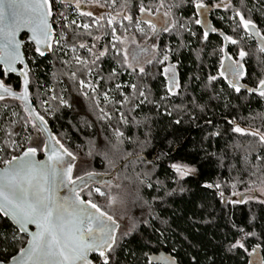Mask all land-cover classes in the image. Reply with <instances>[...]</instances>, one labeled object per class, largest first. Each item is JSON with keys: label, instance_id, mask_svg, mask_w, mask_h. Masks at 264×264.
<instances>
[{"label": "trees", "instance_id": "16d2710c", "mask_svg": "<svg viewBox=\"0 0 264 264\" xmlns=\"http://www.w3.org/2000/svg\"><path fill=\"white\" fill-rule=\"evenodd\" d=\"M219 1H119V10L126 11L132 21L138 16L151 21V14L163 10L168 13L171 30L160 31L157 25L153 32L147 24L146 31L135 36L141 43L154 33L158 36L143 74L128 73L123 51L116 57L121 65L111 55L103 58L106 80L102 87L114 89L115 101L107 115L110 119L101 118L104 114L94 97L84 96L80 76L61 79L57 75L78 66L66 59L65 52L54 46L50 55H39L36 64L30 63L32 102L54 136L74 153V170L81 164L80 174L109 175L105 181L118 182L127 189L129 226L118 223L117 243L107 254L109 264H160L154 257L162 251L175 264H254L259 252L264 264V200L246 196L264 186V144L258 137L234 133L235 125L230 123L264 134V98L245 88L237 93L220 76L224 56L239 58L243 50L248 53L242 60L243 85L255 88L258 80L264 79L263 44L255 35L259 31L264 36V0H227L226 6L217 7ZM197 2L208 6L209 28ZM141 5L145 12L140 11ZM84 8L81 18H89ZM237 13L255 29L245 30ZM164 54L167 61H163ZM173 72L178 84L175 95L168 92ZM212 76L217 79L211 81ZM0 79L14 91H22V80L14 75L5 77L1 66ZM52 88L57 97L54 103ZM45 99L55 106L51 116L45 112ZM11 110L17 112L16 120ZM26 126L37 131L41 145L28 143ZM117 129L123 137L117 136ZM14 140L25 146L23 150L35 147L42 151L45 143L20 99L6 96L0 99V166L12 157L16 146L10 142ZM177 162L194 167L195 173L177 182L171 169ZM96 186L105 189L103 183ZM109 191L103 197L105 205L91 197L106 212ZM233 193L238 194V200H225V195ZM26 242L27 236L0 213V260L8 261ZM237 242L243 247H234Z\"/></svg>", "mask_w": 264, "mask_h": 264}, {"label": "snow or ice", "instance_id": "6c2138e0", "mask_svg": "<svg viewBox=\"0 0 264 264\" xmlns=\"http://www.w3.org/2000/svg\"><path fill=\"white\" fill-rule=\"evenodd\" d=\"M21 6L28 12L25 17H21L18 13V8ZM219 6L221 5H217V7ZM77 7H79V2ZM161 7H163L162 4ZM196 8L203 9L204 4L197 2ZM140 11L145 12L146 8L141 5ZM50 15L49 0H0V23L6 19L10 21V26L6 29L0 28V40L3 41L0 44V51L4 53L3 56H0V61L8 71L15 72L16 68L13 65L21 60L20 45L16 40L17 32L21 28H30L37 44H47L51 37ZM87 15H91V13H87ZM164 15L167 16L168 13ZM237 16L245 30L255 29L256 26L250 20H246L240 13H237ZM125 19L131 20L132 17L125 16ZM144 23L148 24L153 32L157 31L156 25L151 21L145 20ZM196 23L199 24L201 21L196 20ZM168 24L169 21L165 19L163 31L171 30L167 27ZM83 27L87 28L88 25ZM140 31L143 32V29L141 28ZM255 35L264 44V36H261L259 31H256ZM207 37L208 32H205L204 38ZM225 39L231 41L232 44L237 43V40L231 37H225ZM37 51L40 55H44L39 47H37ZM139 51L146 52L147 49L141 48ZM260 52H264V47L260 48ZM122 54L127 62V50H124ZM247 55L248 53L240 50L239 60L232 61L229 57L230 63H221L223 71L220 72V76L229 79V85L237 93L245 88L247 92L258 93L261 98H264V79H259L255 88L239 83L240 78L245 75L244 65L240 61ZM135 58L133 56V59ZM167 60L168 56L164 55L163 61ZM81 63L86 62L81 61ZM133 71L143 74L145 69L141 67L138 70L133 69ZM164 71L167 73L169 69L166 68ZM22 74L25 78L27 77V72ZM216 79V76L210 77L211 81ZM79 83L83 86L85 81L80 80ZM25 84H27L26 79ZM176 87L178 84L173 72L170 77L169 94L175 95ZM3 92L11 93V90L5 87ZM11 94L15 95V93ZM139 95L143 96L144 93L141 91ZM0 99H3L2 95H0ZM101 111L103 112L102 109ZM101 118L110 119L106 113ZM39 119L44 121L42 116ZM176 123H180V121L177 120ZM230 123L235 125L231 129L234 133L258 137L259 142L264 144V134H260L258 130L242 128L235 121H230ZM116 134L118 137L124 136V133L119 129L116 130ZM51 139L54 143L45 145L48 151L46 160H36L37 148L29 147L22 156H14L11 160L5 161L8 167L0 171V213L18 225V232L30 236L27 246L20 251L18 257H13V259L16 260V264H89V254L97 253L103 258L102 264H109L107 253L114 250L117 243L116 231L119 225L112 215L103 211L91 198L93 195L103 197L107 194L101 190L100 186L92 187L91 185L103 183L105 186L111 187V183L95 180L94 177L97 173L91 171L73 177L76 161L74 153L56 137ZM112 147L116 148L117 146L113 145ZM140 159L144 162L142 157ZM150 163L154 164V162ZM171 169L176 173L177 182L195 172L194 167L179 162L172 163ZM148 186L151 187V183ZM60 189H66L68 194L60 196ZM112 202H114V198L109 197V204ZM30 225H34L36 230L29 232ZM235 246L243 247L239 242ZM0 264L3 262L0 261Z\"/></svg>", "mask_w": 264, "mask_h": 264}, {"label": "rangeland", "instance_id": "374dc122", "mask_svg": "<svg viewBox=\"0 0 264 264\" xmlns=\"http://www.w3.org/2000/svg\"><path fill=\"white\" fill-rule=\"evenodd\" d=\"M119 1L120 0H79V6L83 5V7H85L84 9H86L85 13H91V15H88L90 16L89 18H82L83 25H88L87 28L73 26L72 29H68L67 44L71 48L73 56H69V58L66 59L72 61L78 66L77 68L72 69L69 73L63 71L56 72L61 79L80 76V80L85 81L83 86L79 83L84 96L94 97L98 108L100 110L102 109L103 114L106 113L107 115L112 112L111 104L115 101V98L113 96L114 89L110 85L102 87L103 82L106 80L103 73V58L111 55L113 56L114 61L121 65L120 60L116 57L120 56L121 51L127 50V64L128 66L131 65V67L125 69L129 70L128 73L131 75L133 69L138 70L141 67L145 68V65L153 58L158 40V36L154 33L149 41L145 43L139 42L135 36L145 32L147 24L144 23V19L139 18V16L136 17L134 21L125 19V16L129 15L126 11L119 10ZM227 4V0H220L218 3V5H221L219 7H224ZM164 14L165 12L162 10L154 16L152 14L150 15L151 21H153L156 26L158 25L159 30L164 27L163 21L165 19L169 21L168 25L171 24L168 16H165ZM203 23L207 26L209 21L204 19ZM141 28L143 29V32L140 31ZM113 29H115V31H113ZM81 45H84V47H81ZM141 48H146L147 51L140 52L139 50ZM101 53H104V55H101ZM133 56L136 58L133 59ZM225 59L227 58L224 56V61ZM81 61L86 63H81ZM93 61H95V64H93ZM73 73H75V76H73ZM133 85L136 87V82ZM135 87L132 86L131 89H134ZM121 93L123 94L122 89ZM50 97L53 103L56 102L57 97L54 95V88L50 91ZM124 98L127 99L126 96ZM51 99H45L43 103L47 116H51L55 109ZM11 113L12 117L16 120L17 112L11 110ZM26 133V136H29V144L31 143V145L34 146L41 145V137L35 129L26 126ZM10 145L12 147L16 146L13 155H11L12 157L21 153L25 148L22 144L16 143L15 140L10 142ZM4 162L5 161H1L3 164ZM82 164L84 165L85 161H82ZM81 170L82 166L80 164L74 170V175H82L80 174ZM91 186L96 187V184ZM106 187L107 186H105V189L102 187L101 190L105 193L110 190V197L114 198V202L111 204H109V200L106 202L109 207L107 208L109 209V214L112 215L118 223L120 222L125 228H127L129 226L130 216L129 195L127 189L118 182L111 184V187ZM252 193L246 194V196H248L247 198L264 200V186L255 188L252 190ZM94 197L95 199L98 197L97 200L104 204L103 197L105 196L101 197L94 195ZM224 198L225 200L236 201L238 200V194L233 193L229 196L225 195ZM172 264H175V262H172Z\"/></svg>", "mask_w": 264, "mask_h": 264}, {"label": "water", "instance_id": "95a60500", "mask_svg": "<svg viewBox=\"0 0 264 264\" xmlns=\"http://www.w3.org/2000/svg\"><path fill=\"white\" fill-rule=\"evenodd\" d=\"M52 6H53V4H52L51 0H49V7L51 9V15L49 16L51 37L47 41V44H43V43L42 44H37L36 39L34 38V34L31 31V29L30 28H21L16 34V40L19 42V45H20L19 54H20V57H21V60L17 61L13 65V67L16 68V71L15 72L8 71L5 68L3 62L0 61V66L2 67V70L4 71L5 77H9L10 75H14L16 77H19L22 80V91L21 92H16L11 87L7 86L2 79H0V85H2V87H0V95H2L3 97L14 96V97L19 98L20 101L22 102L26 112L28 113L31 121L37 126V128L39 129V131L42 133V135L44 137L45 143H44L43 149H42V151L37 149V153H36V157H35L36 160H46L47 159L48 151H47L45 145L53 144L54 141L51 138L55 137V136L52 133V131L50 130V128L48 127V125L46 124V122L45 121L42 122L39 119V117H41V116L38 114V112H37V110H36V108H35V106H34V104L32 102L31 95H30V93H31L30 92V89H31L30 66H29V63H28V61L26 59V55H25V51H24V44L26 43V41L33 42L36 45V47H39L40 50L44 52V55H40V53L37 51L40 56H44L45 57V56L50 55L53 52L54 38H55V29H54V27H53V25L51 23V18L53 16V7ZM18 13L20 14L21 17H25V16L28 15L27 10H25L22 6L20 8H18ZM8 26H10V21H8L7 19L3 23H0V28H5L6 29ZM24 36H27V38L24 39ZM2 43H3V41L0 40V44H2ZM259 43H261L260 40H259ZM49 45H50V47H49ZM3 55H4L3 51H0V56H3ZM24 72H27V77L26 78L22 74ZM25 79L27 80V84H25ZM5 87L9 88L11 90V93H15V95H12L11 93H4L3 92V88H5ZM27 149L23 150L21 153L15 155V156L16 157L22 156L23 153ZM11 159H12V157L9 160H11ZM6 167H8V166L6 165V163H4L3 165L0 166V171H3ZM118 169L119 168H116L112 172L111 176H115V174H116ZM73 171H74V169H73ZM106 176L97 174L96 177H94V179L97 180V181H101V182L105 181L106 179L109 180L110 179L109 175L107 177ZM67 194L68 193H67L66 189H60V192H59L60 196H64V195H67ZM1 214L3 215V213H1ZM8 219L18 229V225H16L10 218H8ZM117 224H118V222H117ZM35 230L36 229H35L34 225H30L29 226V232H33ZM21 234H23V233H21ZM23 235H26V234H23ZM116 235H117V231H116ZM26 236H27V241H28L30 239V236H28V235H26ZM26 246H27V242H26V244L24 245L23 248H25ZM22 249H20L13 257H18V255H19V253H20V251ZM95 255H98V254L97 253H90L89 254V257H88L89 264H96L95 260H94V256ZM13 257H11L8 261H3V260H0V261H2L3 264H16V260H14ZM154 260H155V262L160 263V264H172V258L164 251H162V252L158 253L157 255H155ZM254 262H255L254 264L263 263V256H262L261 253H259V252L255 253Z\"/></svg>", "mask_w": 264, "mask_h": 264}, {"label": "built area", "instance_id": "2783aa9c", "mask_svg": "<svg viewBox=\"0 0 264 264\" xmlns=\"http://www.w3.org/2000/svg\"><path fill=\"white\" fill-rule=\"evenodd\" d=\"M79 0H56L53 4V16L51 23L55 29L54 46L61 52H65L66 55L73 56L71 48L67 44L68 29H72L73 26L82 27L83 21L81 18V12L83 5L77 7ZM27 36H24L26 39ZM24 51L26 59L31 64H36L38 59V52L36 45L31 41H26L24 44ZM31 69V66H30ZM96 264L103 262V258L99 255L94 256Z\"/></svg>", "mask_w": 264, "mask_h": 264}, {"label": "flooded vegetation", "instance_id": "af4514ba", "mask_svg": "<svg viewBox=\"0 0 264 264\" xmlns=\"http://www.w3.org/2000/svg\"><path fill=\"white\" fill-rule=\"evenodd\" d=\"M211 8V7H210ZM200 15H201V18H202V21L205 19V20H207V21H209V17H208V6H206V5H204V8L203 9H200ZM209 24H210V21H209ZM207 25V28H209L210 27V25ZM225 57L227 58V59H225V61L223 62L224 64H228V63H230L231 61H229V57H231V56H229L228 54H226L225 55ZM231 60L232 61H237V60H239V58H233V57H231ZM241 63H243L242 61H240ZM243 65H244V63H243ZM244 70H245V68H244ZM221 71H223V69L221 70ZM243 78H244V76L243 77H241L240 78V80H239V83L241 84V85H243ZM228 80V82H229V79H227Z\"/></svg>", "mask_w": 264, "mask_h": 264}]
</instances>
